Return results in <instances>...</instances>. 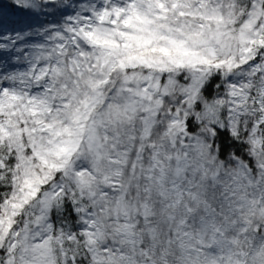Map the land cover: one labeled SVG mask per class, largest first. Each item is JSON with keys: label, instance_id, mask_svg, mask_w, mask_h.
Returning <instances> with one entry per match:
<instances>
[{"label": "snow or ice", "instance_id": "obj_1", "mask_svg": "<svg viewBox=\"0 0 264 264\" xmlns=\"http://www.w3.org/2000/svg\"><path fill=\"white\" fill-rule=\"evenodd\" d=\"M0 264H264V0H0Z\"/></svg>", "mask_w": 264, "mask_h": 264}]
</instances>
